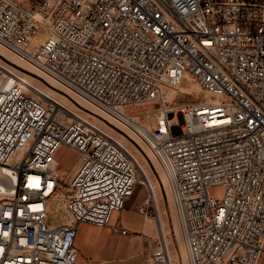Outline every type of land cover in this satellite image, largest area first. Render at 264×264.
<instances>
[{
  "label": "built area",
  "instance_id": "obj_1",
  "mask_svg": "<svg viewBox=\"0 0 264 264\" xmlns=\"http://www.w3.org/2000/svg\"><path fill=\"white\" fill-rule=\"evenodd\" d=\"M0 44L137 126L168 174L190 264H264V0H0ZM6 62L0 56V264H83L77 225H110L138 183L147 193L139 211L155 217L152 191L127 146L93 119L66 121L71 110ZM188 80L203 100L171 107L165 88ZM152 102L155 111L125 112ZM62 145L79 153L70 177L58 169ZM215 184L226 187L221 201ZM143 264H172L164 236Z\"/></svg>",
  "mask_w": 264,
  "mask_h": 264
},
{
  "label": "rangeland",
  "instance_id": "obj_2",
  "mask_svg": "<svg viewBox=\"0 0 264 264\" xmlns=\"http://www.w3.org/2000/svg\"><path fill=\"white\" fill-rule=\"evenodd\" d=\"M18 1L24 5H28L31 3V0H18ZM0 56H3V55L0 54ZM3 57L6 59V61H7L6 63L8 65H10L11 61L9 60V58H7L6 56H3ZM10 58L21 60L23 64L27 63V62L23 61L22 59H20L19 57H17V55H15V54H13V56H11ZM41 80L45 84H48V85H50V83H51V82L50 83L46 82L45 79H43V78ZM48 80H50V79L48 78ZM193 82H194L193 80H188V81L184 82L182 87L190 85V83H193ZM52 88L54 90L53 94L58 95V97L60 99H64L67 102V104H69V106L72 107L71 111H73L74 114L76 113L79 116H84V117H88L90 119H93L95 122L100 124L105 130H107V132L112 133L116 138L120 137V135H121L120 133H122L123 135H126L128 137V139H129V137L131 138L130 134H128L125 130H121L122 128L120 129L119 126L115 125L111 121L110 116L105 117V115H103L102 113H95L93 111L94 110L93 108L83 106L82 104H80L78 97L75 96L72 92H69V90L66 89L65 87L59 85V86H53ZM180 88H177V89L180 90ZM202 93H203V91H202ZM60 94L66 95V97H64ZM201 94L192 95L189 93H182V94L179 93V95L177 94L175 98L173 97L174 96V94H173V95H170V97H169V104L171 107H173V106H178L181 103H187V104L196 103V102L201 101V98H200ZM62 108H67V107L62 105ZM69 108H67V109H69ZM155 110H157V106L155 103L152 102V103H144V104H139V105L138 104L129 105L126 107L125 112H127L128 114H131V115H137V114L146 113L148 111H155ZM71 117H76V116L75 115L70 116L69 114H66L64 116V119L67 121ZM103 120L107 124L104 123ZM107 120L108 121L110 120V121L108 122ZM149 122H152L153 126H156V120L155 119L150 120L147 116H145L144 119L142 120V123H144V124H147ZM180 122H181V116H180ZM108 125H110V126H108ZM110 127H113V129L115 128V130H113ZM131 143L134 145V147L136 146L139 149V151L138 150L135 151V148L133 147V152H134L133 154H135L138 161L141 160L144 162V160H143L144 158H148L150 160V162L153 161L148 149L146 148L147 147L146 145L141 144L138 141H136V142L131 141ZM57 159L60 161V164L58 166L59 171H61L62 173L69 171V173L71 174V172L73 171V169H72L73 165L79 159V153L77 151L71 149L67 145H62L61 148L59 149L58 153H57ZM140 167H141V165H140ZM162 169H163V167H162ZM148 171H149V174L151 175V177L153 178L154 181H160V182H162V184L164 183L163 179H164L165 175H164L163 170H161L158 163L154 162V164H153V162H152V164H150V167L148 168ZM141 174L144 178L147 177V180H148V176L145 173V171L143 170V168H141ZM225 193H226V187L223 184H215V185L210 187V194L214 198H216L217 200L221 201L223 199ZM160 195L162 198L161 199V207L163 209V215L165 216V219L167 220L166 221V229L168 230V234L166 235V237H168L169 241H170L171 263L172 264H189V260H187L188 257H187L186 248H185V245L183 243L182 232L180 231L179 218L175 214L176 210H175V206L173 203L170 187L163 188V190L160 191ZM145 197H146V189L144 186H142L140 183H138L136 190H135V193L131 198L133 200H131L130 206L134 202L139 203ZM149 208L151 210L150 213H154V211L152 210L153 208L152 207H149ZM56 209H57L56 200H52L51 201V211L57 217L58 214L56 212ZM60 212H61V215H63L62 209H60ZM129 218L130 217H125V220L128 221ZM151 218H152L151 220H153V221H151L150 223L153 224V227L148 226L144 246L140 250L141 252H143L141 256L145 259H150L152 252L156 248V240L159 239L160 234L163 235L162 232L160 233L158 231V227L156 226L157 222L155 221L153 216H151ZM63 219L65 220L66 217L63 216ZM149 219L150 218L147 219V224L150 221ZM130 220L133 222L137 221L136 219L134 220L131 218H130ZM53 222H54V220L50 219V223H53ZM158 222H159V220H158ZM175 225L177 228L175 227ZM182 251H184V254L181 253ZM182 254H183V256H182Z\"/></svg>",
  "mask_w": 264,
  "mask_h": 264
},
{
  "label": "crops",
  "instance_id": "obj_3",
  "mask_svg": "<svg viewBox=\"0 0 264 264\" xmlns=\"http://www.w3.org/2000/svg\"><path fill=\"white\" fill-rule=\"evenodd\" d=\"M134 195V194H133ZM132 198V197H131ZM129 199L121 211H116L110 225L98 226L87 222L79 223L75 240L83 264H143L147 259L141 255L147 233V219L140 213L139 206L145 202ZM125 217L136 219L126 221ZM127 228L128 234H114L112 227ZM146 248V247H145Z\"/></svg>",
  "mask_w": 264,
  "mask_h": 264
},
{
  "label": "bare ground",
  "instance_id": "obj_4",
  "mask_svg": "<svg viewBox=\"0 0 264 264\" xmlns=\"http://www.w3.org/2000/svg\"><path fill=\"white\" fill-rule=\"evenodd\" d=\"M0 54L3 55V56H6L11 61L10 62L11 64L9 63L10 65H8L7 63H5L8 66V68H10V70H12L13 72L19 74L22 78H24L26 81L30 82L33 86H35V88H37V94L40 97H45L46 99L56 101L61 106L63 105L65 107H67V108L70 107L71 109L69 108V110H72V107L69 106V104H67V102L64 99H60L58 97V95L53 94L54 93V90H53L52 87L53 86H59L60 85L59 82H57L55 79H51V78H49L50 80H48V77L46 78V76H44L48 80V81L45 80L46 82H48V83L51 82L50 85L45 84L41 80L43 76L41 75V73L39 72V70L35 66L31 65L30 63L23 64L21 60L11 59L10 57L13 56L14 53L11 52L8 48H6L5 46H3L1 44H0ZM202 91L203 90L200 87V85L198 83H196V82L195 83L193 82V83H190V85L183 86V87L181 86L180 90L175 89V88H165V96H166L167 100H169L170 95H173V94H174L173 97L175 98L177 94L179 95V93H181V94L182 93H189V94L195 95V94H201ZM69 92H72L75 96H77L78 99H79V101H80V104H82L83 106H87L89 108H93L94 109L93 111L95 113H102L103 115H105V117L106 116H110V115L106 114L105 112H103L102 110H100L94 104L90 103L87 99H85V98L77 95L72 90H69ZM60 95L66 97V95H63V94H60ZM205 97H207V99L209 101L210 100H214V98L210 97L208 94H206ZM200 98H201V101H202L203 98H204V96L201 94V97ZM67 112H68V114L70 116L71 115H73V116L74 115H78L76 113L74 114L73 111H67ZM86 118H88V117H86ZM110 119H111V121L115 125L119 126L120 129L122 128L121 130H125L128 134H130L131 136H133V138H135L138 142H140L141 144H144V145L147 146V144L144 142V140H142L138 136V134H137V129L138 128H137L136 125L130 123L131 126H128V125L124 124L122 121H120L118 118H116L115 116H110ZM103 122L106 123L104 120H103ZM108 126H110V125H108ZM110 128L113 129V127H110ZM113 130H115V128ZM120 134H121L120 137H118L117 139L119 141H121L125 146H127L128 149L131 152H133L134 145L131 143L130 139H128V137L126 135H123L122 133H120ZM134 148H135V151H137V150L139 151V149L136 146ZM146 148L148 149V151H149V153H150L153 161L150 162V160L148 158H144L143 159L144 162L141 161V160H139V163L141 165V168H143V170L145 171V173L148 176V180H147V177L145 179H146V182L150 186V189L152 191L151 192V194H152L151 195V201L153 202V205L156 207V211H157V215L155 217H153L155 219V221L157 222L156 223V226L158 227V231L160 233L162 232V234H163L162 236H164L168 240V242L170 243L169 238L166 237V235L168 234V230L166 229V221L167 220L165 219V216L163 215V209L161 207V199L162 198H161V195H160V191H162L163 188L169 187L168 174H167V172L164 171V169H162L159 161L154 156L153 152L148 148V146ZM152 162H153V164H154V162L155 163H158L159 166H160V168H161V170H163L164 175H165V177L163 179V182H164L163 184L160 181H154L153 178L151 177V175L149 174L148 168L150 167V164H152ZM78 164H79V161L77 160V162L72 167L73 171L71 172V174L74 172V169L78 166ZM4 172H10L9 168H5L4 169ZM63 174H64V176H69V177L71 176V174L69 173V171H66ZM175 210H176V208H175ZM175 214L177 215V211H175ZM149 218H150L149 219L150 221L148 220L149 223L147 225L153 227V224L150 223L153 220H151L152 219L151 217H149ZM158 220H159V222H158ZM179 226H180V231L182 232L181 222L179 223ZM175 227H176V225H175ZM183 243L185 245V239H184V237H183ZM181 253L184 254V251H182ZM183 254H182V256H183ZM187 260H189V258ZM189 264H190V260H189Z\"/></svg>",
  "mask_w": 264,
  "mask_h": 264
}]
</instances>
